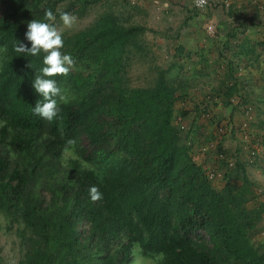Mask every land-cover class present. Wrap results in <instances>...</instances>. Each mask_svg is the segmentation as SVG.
I'll list each match as a JSON object with an SVG mask.
<instances>
[{
	"label": "trees",
	"instance_id": "obj_1",
	"mask_svg": "<svg viewBox=\"0 0 264 264\" xmlns=\"http://www.w3.org/2000/svg\"><path fill=\"white\" fill-rule=\"evenodd\" d=\"M62 1L0 0V211L23 224L18 264H131L137 249L159 256L158 264H264V243L252 238L264 202L247 206L257 194L243 164L238 183L227 179L216 189L192 158L193 130L180 131L181 96L167 70L150 86L126 85L127 56L153 30L107 11L63 32L62 52L75 63L55 79L74 97L59 102L51 122L33 113L40 97L32 81L44 53L20 55L15 45L28 43V24L47 9L56 19L82 16L100 0ZM237 91V82L226 86L224 103ZM69 148L76 155L65 158ZM93 185L103 194L95 202ZM31 244L42 247L39 255Z\"/></svg>",
	"mask_w": 264,
	"mask_h": 264
},
{
	"label": "rangeland",
	"instance_id": "obj_2",
	"mask_svg": "<svg viewBox=\"0 0 264 264\" xmlns=\"http://www.w3.org/2000/svg\"><path fill=\"white\" fill-rule=\"evenodd\" d=\"M69 1H62L61 5L66 6ZM222 1L209 0L201 7L195 0H100L82 16L72 15L75 22L71 29L65 28L60 18L55 23L58 30L73 33L110 11L125 25L139 24L153 30L139 35L141 48H131L127 56L126 85L150 86L159 69L167 70L166 79L182 97L175 104L180 131L193 130L192 158L202 166L216 189H221L227 179L238 183L235 178L240 171L238 162L243 164L257 194L256 199L247 202L251 208L264 202V67H259L264 65V16L253 24V32L260 30L262 38L256 45L260 50L256 58L259 73L253 77L249 72L250 81L245 76L239 79L230 63L239 58L232 47L238 44L236 32L232 31L237 24L231 26L227 18L230 4ZM255 10H259L257 5ZM250 34H246L245 41H251ZM244 65L241 63L239 72H246ZM234 82L238 91L225 104V88ZM62 91L69 100L74 97L69 86L65 85ZM180 110L187 115L182 116ZM75 155L72 148L64 152L65 158ZM44 194L48 198V191ZM22 227V223L11 222L0 211V264H18L23 258L25 249L18 233ZM192 236L206 237L202 232H194ZM252 238L256 244L264 243V213ZM41 248L31 247L36 254L41 253ZM158 258L143 255L137 249L131 264H158Z\"/></svg>",
	"mask_w": 264,
	"mask_h": 264
},
{
	"label": "clouds",
	"instance_id": "obj_3",
	"mask_svg": "<svg viewBox=\"0 0 264 264\" xmlns=\"http://www.w3.org/2000/svg\"><path fill=\"white\" fill-rule=\"evenodd\" d=\"M55 20L56 14L51 9H47L43 20L33 19L28 24L25 33V40L28 43L23 40L18 41L14 48L16 53L28 57L44 53L43 66L32 81L33 89L40 97L32 111L35 115L50 122L59 116V102L68 103L69 100L55 77H66L75 63L70 53L62 52L64 48L63 32L55 26L53 23ZM60 20L65 28L71 29L75 17L67 12H62ZM31 66L30 63L29 67ZM89 196L91 201L95 202L101 199L103 194L99 191L98 186L93 185L89 188Z\"/></svg>",
	"mask_w": 264,
	"mask_h": 264
},
{
	"label": "crops",
	"instance_id": "obj_4",
	"mask_svg": "<svg viewBox=\"0 0 264 264\" xmlns=\"http://www.w3.org/2000/svg\"><path fill=\"white\" fill-rule=\"evenodd\" d=\"M222 1V0H221ZM227 4H230V11L227 13V18L230 22H232L231 26L236 25L232 31L236 32L235 36H237L238 44L232 47H235L237 50V55L239 58H235L230 61L232 67L235 69V75L239 79H243L242 77H247L246 80H251V75L255 77V74H258V63L256 62L257 52L260 50L257 47V42L262 41L261 39V31H254L253 24L256 23L257 18L264 16V0H223ZM222 1V2H223ZM256 5L259 7V10H255ZM249 26H246L248 25ZM246 27V28H245ZM249 27V28H248ZM248 28V31L246 32ZM243 31V35H242ZM227 32V31H226ZM250 34L251 41H245L246 34ZM245 34V35H244ZM238 36H243L241 39ZM244 39V40H243ZM230 47V48H232ZM243 60L245 62H243ZM235 61V63H234ZM240 62V63H239ZM241 63H245L244 69L246 72H239L241 69ZM259 67H264V65H260ZM264 75V74H263ZM256 78H253L255 80Z\"/></svg>",
	"mask_w": 264,
	"mask_h": 264
},
{
	"label": "built area",
	"instance_id": "obj_5",
	"mask_svg": "<svg viewBox=\"0 0 264 264\" xmlns=\"http://www.w3.org/2000/svg\"><path fill=\"white\" fill-rule=\"evenodd\" d=\"M196 1V4L198 5V6H205V5H207L208 3H209V0H195ZM213 176V174H210V177H212Z\"/></svg>",
	"mask_w": 264,
	"mask_h": 264
}]
</instances>
